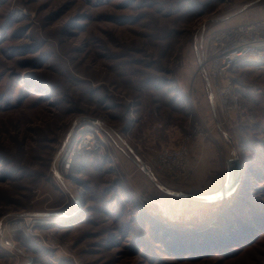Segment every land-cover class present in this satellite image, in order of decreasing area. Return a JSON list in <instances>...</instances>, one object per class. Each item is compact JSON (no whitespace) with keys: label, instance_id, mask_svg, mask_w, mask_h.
<instances>
[{"label":"rangeland","instance_id":"374dc122","mask_svg":"<svg viewBox=\"0 0 264 264\" xmlns=\"http://www.w3.org/2000/svg\"><path fill=\"white\" fill-rule=\"evenodd\" d=\"M255 19L264 0H0V264H264V233L183 260L138 240L157 217L199 231L241 198L264 212V65L230 70L246 110L231 127L200 67L212 35ZM87 123L110 146L63 172L60 149ZM196 126L186 178L140 169L150 147L175 148ZM233 157L247 176L213 202L224 177L208 183V167Z\"/></svg>","mask_w":264,"mask_h":264},{"label":"built area","instance_id":"2783aa9c","mask_svg":"<svg viewBox=\"0 0 264 264\" xmlns=\"http://www.w3.org/2000/svg\"><path fill=\"white\" fill-rule=\"evenodd\" d=\"M205 44L200 67L206 75L209 90L212 91L213 102L225 125H237L242 122L246 110L240 105L230 70L240 65L241 61L264 65V19L240 22L212 35ZM203 134L202 129L196 126L182 137L175 148L150 147L148 157L142 159L140 167L144 165L149 172L153 171L173 181L186 178L190 171L189 144ZM109 146L110 141L99 125L81 124L73 127L68 134L57 156V162L65 172L78 155Z\"/></svg>","mask_w":264,"mask_h":264},{"label":"trees","instance_id":"16d2710c","mask_svg":"<svg viewBox=\"0 0 264 264\" xmlns=\"http://www.w3.org/2000/svg\"><path fill=\"white\" fill-rule=\"evenodd\" d=\"M250 169L252 171V167ZM246 189L243 187L240 190L241 196ZM246 202V199L241 198L234 210H221L214 223L201 227L199 231L181 232L175 228H166L158 217L154 218L148 227V236L140 235L138 240L144 242L148 238L164 247L167 254L182 260L199 258L201 250L205 253L227 254L232 248L254 243L264 233V212L253 213Z\"/></svg>","mask_w":264,"mask_h":264},{"label":"water","instance_id":"95a60500","mask_svg":"<svg viewBox=\"0 0 264 264\" xmlns=\"http://www.w3.org/2000/svg\"><path fill=\"white\" fill-rule=\"evenodd\" d=\"M226 174L223 180V187L218 193L210 197L212 201H224L235 195L240 187L243 185V181L247 176V163L242 162L239 158L233 157L225 162ZM145 173L148 172L147 168L142 165L140 167Z\"/></svg>","mask_w":264,"mask_h":264},{"label":"crops","instance_id":"0c3cea01","mask_svg":"<svg viewBox=\"0 0 264 264\" xmlns=\"http://www.w3.org/2000/svg\"><path fill=\"white\" fill-rule=\"evenodd\" d=\"M241 66V65H239ZM212 102H213V98H212ZM213 105L215 106L214 102H213ZM199 154V157L201 158H205V157H208L207 155H209V153H207L206 151L202 150L200 152H198ZM205 154V155H204ZM217 155V154H215ZM218 159V157H217ZM205 165L206 163H201V165L199 167H197V171H196V180H202L206 177V175L209 174V171H213L214 175H213V178L211 180L208 181V183H219L221 184V180H223V177L225 176L226 174V168H225V161L223 164L220 163V160H218L217 163H213V164H210L208 169L205 168ZM214 165V166H213ZM197 166V165H196ZM195 166V167H196ZM213 166V167H212Z\"/></svg>","mask_w":264,"mask_h":264},{"label":"bare ground","instance_id":"6f19581e","mask_svg":"<svg viewBox=\"0 0 264 264\" xmlns=\"http://www.w3.org/2000/svg\"><path fill=\"white\" fill-rule=\"evenodd\" d=\"M232 27V26H231Z\"/></svg>","mask_w":264,"mask_h":264}]
</instances>
